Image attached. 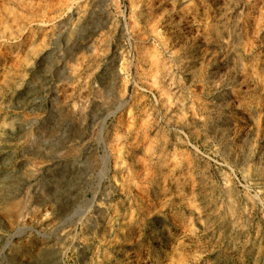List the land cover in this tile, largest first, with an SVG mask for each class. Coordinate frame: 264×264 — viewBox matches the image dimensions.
Instances as JSON below:
<instances>
[{
	"label": "rangeland",
	"instance_id": "obj_1",
	"mask_svg": "<svg viewBox=\"0 0 264 264\" xmlns=\"http://www.w3.org/2000/svg\"><path fill=\"white\" fill-rule=\"evenodd\" d=\"M0 264H264V0H0Z\"/></svg>",
	"mask_w": 264,
	"mask_h": 264
}]
</instances>
